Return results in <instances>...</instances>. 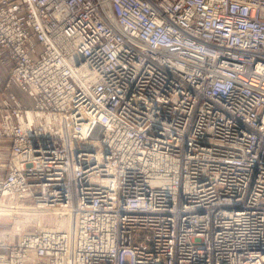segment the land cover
Here are the masks:
<instances>
[{
	"label": "built area",
	"instance_id": "built-area-1",
	"mask_svg": "<svg viewBox=\"0 0 264 264\" xmlns=\"http://www.w3.org/2000/svg\"><path fill=\"white\" fill-rule=\"evenodd\" d=\"M5 55L0 200L70 221L0 264H264V0H0Z\"/></svg>",
	"mask_w": 264,
	"mask_h": 264
},
{
	"label": "bare ground",
	"instance_id": "bare-ground-1",
	"mask_svg": "<svg viewBox=\"0 0 264 264\" xmlns=\"http://www.w3.org/2000/svg\"><path fill=\"white\" fill-rule=\"evenodd\" d=\"M10 81V80H9ZM29 119L35 120L32 112H29ZM15 202L8 200H0V217L2 220L13 219L11 225H6L0 231V241H5L7 244H16L24 236L32 230L38 229H65L69 223V217L64 211L38 209L35 207L17 208ZM44 220H46L44 222ZM28 259L21 261L22 264H47L49 261L37 257L35 252L26 256ZM19 259L14 258L13 262Z\"/></svg>",
	"mask_w": 264,
	"mask_h": 264
},
{
	"label": "crops",
	"instance_id": "crops-1",
	"mask_svg": "<svg viewBox=\"0 0 264 264\" xmlns=\"http://www.w3.org/2000/svg\"><path fill=\"white\" fill-rule=\"evenodd\" d=\"M13 66V62L8 55L4 56V62L0 60V92L3 91L4 95H15L17 99L25 106H33L32 99L25 93L20 86L15 82L11 81L9 88L6 87V84L10 80V71ZM16 86V87H14ZM16 88V89H15ZM15 89V90H14ZM21 90V91H20Z\"/></svg>",
	"mask_w": 264,
	"mask_h": 264
},
{
	"label": "rangeland",
	"instance_id": "rangeland-1",
	"mask_svg": "<svg viewBox=\"0 0 264 264\" xmlns=\"http://www.w3.org/2000/svg\"><path fill=\"white\" fill-rule=\"evenodd\" d=\"M1 71V70H0ZM0 76H1V72H0ZM7 87V86H6ZM14 87H16V86H14ZM7 88H9V87H7ZM16 89V88H15ZM14 89V90H15ZM21 91V90H20ZM0 93H3V91L2 92H0ZM13 223V219H9V220H2V221H0V231L6 226V225H11Z\"/></svg>",
	"mask_w": 264,
	"mask_h": 264
}]
</instances>
